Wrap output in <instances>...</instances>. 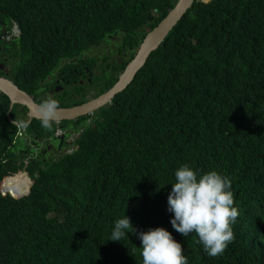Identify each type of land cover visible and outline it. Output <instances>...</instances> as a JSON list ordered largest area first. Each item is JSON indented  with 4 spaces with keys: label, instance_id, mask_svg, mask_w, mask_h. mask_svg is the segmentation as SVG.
<instances>
[{
    "label": "trees",
    "instance_id": "trees-1",
    "mask_svg": "<svg viewBox=\"0 0 264 264\" xmlns=\"http://www.w3.org/2000/svg\"><path fill=\"white\" fill-rule=\"evenodd\" d=\"M176 1L0 0V14L20 24L11 79L40 101L53 91L40 80L61 58L118 31L115 73L105 77L107 55L99 63L104 91ZM7 111L0 92V171L13 173L20 154ZM77 122L76 150L56 163L29 161V174L39 175L27 196L0 195V264H142L136 235L108 240L124 215L134 227L169 231L188 264H264V0H194L128 86ZM38 123L29 127L34 137ZM185 163L232 182L240 215L217 257L170 223L167 196ZM30 184L25 173H0V190L16 197Z\"/></svg>",
    "mask_w": 264,
    "mask_h": 264
},
{
    "label": "clouds",
    "instance_id": "clouds-1",
    "mask_svg": "<svg viewBox=\"0 0 264 264\" xmlns=\"http://www.w3.org/2000/svg\"><path fill=\"white\" fill-rule=\"evenodd\" d=\"M12 22L14 24H10L12 26L10 29V35H16L18 37L20 32L19 22L17 20ZM107 38L108 42L100 41L101 44L96 42L95 46L90 49L76 52L68 57L61 58L57 63V69L54 70L50 78L47 79L49 75L47 74L44 79L40 80V84H49L48 87H50V84L52 83L53 91H51L50 94L53 95L54 87L57 84L55 80L58 75H60V70H67L71 74L74 72V68L79 66L81 71L76 73L73 81V87H69V90H64L61 98L56 95L45 96L46 94L44 93L43 96L46 98L36 101L27 92L37 104L35 106V112L38 114L39 118H32L30 120L28 115L24 113L26 119H17V117L15 118L11 116V111L8 109L6 115L15 128L13 130L14 139L12 143L16 142L17 144L18 140L28 142V137H30V140L31 138L32 140H35L33 136L35 130H31L29 127L32 120L36 119L39 120V123L45 130L47 129L46 131L55 133L53 136H58L61 139L62 137L67 138L69 136L75 138L73 146L68 145L67 153H63L58 156L53 152L42 154V156L48 157V160L45 162L42 161L43 163H56L61 157L66 156L77 149L78 136L84 132L82 123H78L77 119L85 115H99L100 109L109 105L112 98L128 86L138 70L146 61L145 60L144 63L135 71L128 83L111 99L86 114H82L68 120L59 119L60 109L85 105L91 100L97 99L105 91L117 83L120 75L125 71L127 64L137 54L141 42L143 41L142 39L133 57L131 59L129 58L130 60H127L124 67L116 73L117 78L113 84L106 90L101 91V86L105 80L100 78L102 69L106 70L105 77L109 78L115 73L112 67H110L113 65V59L115 58L117 60L120 57L117 51V47L121 41L120 33L118 31H114L112 34H109ZM109 45H112L113 49L108 50L107 47ZM122 54L125 55V58L128 57L126 52H123ZM106 55L108 56V60L104 64L103 68L99 69L101 58L107 57ZM78 57H83L84 59L91 57L97 61L89 67L86 61L79 60ZM16 61L13 64H15ZM68 61H71L74 64H72L71 67H67ZM59 63H61L60 66ZM55 72H57L58 75H55ZM56 90L59 91V87H57ZM26 109H24V112ZM59 122H63L64 126L62 129L57 127L55 130V128H53V124ZM39 123L38 126L40 125ZM78 127L81 129V132L77 134ZM30 132L32 133L29 134ZM32 140L30 142H32ZM33 150L34 149L28 151L25 147L16 149L17 153L20 154L17 163L18 165H21V167L17 168V171L13 173H9L4 170L0 171V173L7 176L25 173L31 181L28 192L24 195L16 197L11 196L6 191V194H0L1 196L10 195L13 198H20L29 194L31 186L35 183V177L39 175V172L36 171L32 176L26 169L28 162L33 161V159L38 157V154L33 156ZM174 176L175 182L171 184L172 188L167 196L168 211L173 213V217L170 220L172 227L176 232L185 237H187L190 233H195L207 255L211 257L222 255L228 245L235 239L233 225L240 215L238 208L234 206V193L231 190L232 182L230 178L220 174L214 169L204 172L198 176L197 172L186 163L181 165L175 171ZM132 224V219H129L125 215L122 218L117 219L114 222L111 237L108 240L121 241L125 237H128L126 235L127 233H132L141 241L140 249L142 264H188L187 257L184 255L181 244L173 238L169 231L165 230L163 227L146 230V228L140 223L134 224L135 227Z\"/></svg>",
    "mask_w": 264,
    "mask_h": 264
},
{
    "label": "water",
    "instance_id": "water-1",
    "mask_svg": "<svg viewBox=\"0 0 264 264\" xmlns=\"http://www.w3.org/2000/svg\"><path fill=\"white\" fill-rule=\"evenodd\" d=\"M202 1L206 2L207 0ZM193 2L194 0H177L173 8L145 35L137 54L127 64V67L123 74L120 75L118 82L97 99H93L85 105L60 109L59 119L68 120L86 114L111 99L128 83L135 71L144 63L151 51L160 45L167 32L176 24ZM0 92L8 97L10 106L13 104L25 106L28 109L27 115L30 120L32 118H39L38 114L35 112V106L37 105L35 101L26 91L20 89L14 82L5 77H0ZM7 192L11 196H14L11 191ZM0 194L5 195L6 191L0 190Z\"/></svg>",
    "mask_w": 264,
    "mask_h": 264
},
{
    "label": "flooded vegetation",
    "instance_id": "flooded-vegetation-1",
    "mask_svg": "<svg viewBox=\"0 0 264 264\" xmlns=\"http://www.w3.org/2000/svg\"><path fill=\"white\" fill-rule=\"evenodd\" d=\"M12 21H14V20L6 19L5 16L0 14V77H5L11 81H12V79H11L12 74H10L11 68L14 65L13 63L16 60H19V57L13 59V57L11 56L12 50L15 48L17 49V46L14 47V45H13L14 40L17 38V36L16 35H10V29L12 27L10 24H14ZM19 27H20V24H19ZM11 59H13L12 62H9ZM55 75H58V73L55 72ZM50 76L51 75L49 74L47 79H49ZM36 101H38V100H36ZM8 109H9V111L16 112L15 115L17 118H18V116L20 117V115H24V113H26V115H27V112H28V110L24 106L17 105V104H13L12 106H10L9 100H8ZM24 109H26L25 112H24ZM39 126L37 127L38 129H39ZM63 126H64L63 122L53 124V128H55V130L57 127L62 129ZM46 130L44 133H40L38 136L34 137L38 143L35 144L36 146H33L34 150L32 151L33 156H36L38 154V157L43 162L48 160V157L42 156V154L53 152L55 155L58 156V155H61L63 153H67L68 152V145L73 146V144L75 142V138H73L72 136H69L67 138L62 137V139H61L58 136H53L55 133H51V132H48ZM31 133L32 132H30L29 134H31ZM28 139H29L28 142H30L32 140V138L30 140V137H28ZM50 141L53 142V145H51L49 143ZM32 142H34V140H32Z\"/></svg>",
    "mask_w": 264,
    "mask_h": 264
},
{
    "label": "rangeland",
    "instance_id": "rangeland-1",
    "mask_svg": "<svg viewBox=\"0 0 264 264\" xmlns=\"http://www.w3.org/2000/svg\"><path fill=\"white\" fill-rule=\"evenodd\" d=\"M108 42V41H106ZM107 49H113V46L112 45H109L107 47ZM13 59H11L9 62H12ZM61 63H59V66H60ZM72 64H74L73 62L71 61H68V64H67V67H71ZM55 70V69H54ZM81 71V68L79 66L75 67L74 68V72H72L71 74L66 70V71H63V70H60V75H58V77L56 78V86L54 87V95L58 96L61 98L62 96V93L64 92V90H69V87H73V81H74V78L73 76L76 75L77 72ZM54 71H52L50 73V75H52ZM59 87V91L56 90V88ZM48 95H51V96H54L50 93L46 94L45 96H48ZM44 96V97H45ZM17 119H26V116L25 115H20V117L18 116ZM69 123V122H68ZM39 131L40 133H44L45 132V129L40 125L39 126ZM81 132V129H79V127L77 128V134ZM38 142L36 140H34V142H25V141H19L18 140V143L16 144V149H19V148H22V147H25L28 151H31L33 149V146L35 144H37ZM51 145H53V142L50 141L49 142ZM71 149V148H69Z\"/></svg>",
    "mask_w": 264,
    "mask_h": 264
}]
</instances>
